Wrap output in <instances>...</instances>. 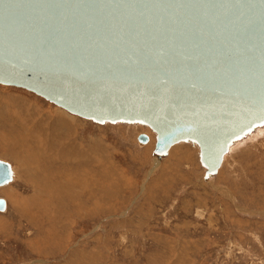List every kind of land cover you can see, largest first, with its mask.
<instances>
[{"label": "rangeland", "instance_id": "rangeland-1", "mask_svg": "<svg viewBox=\"0 0 264 264\" xmlns=\"http://www.w3.org/2000/svg\"><path fill=\"white\" fill-rule=\"evenodd\" d=\"M154 146L0 85V264H264V127L209 180L192 145Z\"/></svg>", "mask_w": 264, "mask_h": 264}, {"label": "water", "instance_id": "water-1", "mask_svg": "<svg viewBox=\"0 0 264 264\" xmlns=\"http://www.w3.org/2000/svg\"><path fill=\"white\" fill-rule=\"evenodd\" d=\"M0 85L145 126L158 158L192 145L209 180L264 127V0H0ZM13 180L0 159V187Z\"/></svg>", "mask_w": 264, "mask_h": 264}, {"label": "bare ground", "instance_id": "bare-ground-1", "mask_svg": "<svg viewBox=\"0 0 264 264\" xmlns=\"http://www.w3.org/2000/svg\"><path fill=\"white\" fill-rule=\"evenodd\" d=\"M59 121H60V125H62V123H61V118L59 117ZM65 128V126L63 125L62 126V130ZM61 130V131H62ZM60 131V132H61ZM6 139V138H5ZM143 144V143H142ZM146 143H144L143 145H145ZM4 146H5V144H4ZM78 157H80V152H79V154L77 155ZM76 156V157H77ZM176 159V158H175ZM79 161H80V159H79ZM76 165H83V162H82V164H81V161L80 162H77V163H75ZM12 168H13V166H12ZM13 172L15 173V169L13 168ZM73 174V173H72ZM15 175V177H16V173L14 174ZM70 176V175H69ZM68 175L66 176V177H69ZM75 178L77 179V177L75 176ZM15 179V178H14ZM58 179V178H57ZM51 183H53V181H51ZM67 191V190H66ZM69 192V191H68ZM8 209V208H7Z\"/></svg>", "mask_w": 264, "mask_h": 264}]
</instances>
